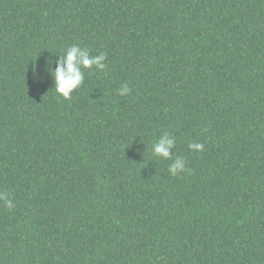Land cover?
<instances>
[{
  "label": "trees",
  "instance_id": "trees-1",
  "mask_svg": "<svg viewBox=\"0 0 264 264\" xmlns=\"http://www.w3.org/2000/svg\"><path fill=\"white\" fill-rule=\"evenodd\" d=\"M0 193V264H264V0H0Z\"/></svg>",
  "mask_w": 264,
  "mask_h": 264
},
{
  "label": "clouds",
  "instance_id": "clouds-1",
  "mask_svg": "<svg viewBox=\"0 0 264 264\" xmlns=\"http://www.w3.org/2000/svg\"><path fill=\"white\" fill-rule=\"evenodd\" d=\"M106 54L100 53L92 55L87 48L80 47L73 44L66 48L59 60L58 67L52 72L55 80L54 90L64 99H71L75 90L80 88L85 80V70L96 68L104 70L106 68ZM131 89L127 83L122 84L117 89L119 96H126L130 94ZM188 147L192 151H203L204 145L199 142H191ZM176 148V137L169 133H163L158 140H156L151 147L152 156L156 160H172L173 162L168 167V172L172 176H178L186 170L185 160L176 156L171 152V149ZM173 157H175L173 159ZM0 200L11 209L13 202L8 198L6 193H0Z\"/></svg>",
  "mask_w": 264,
  "mask_h": 264
}]
</instances>
